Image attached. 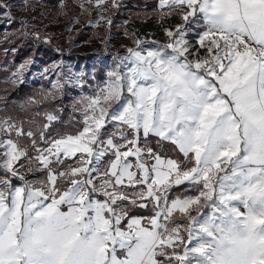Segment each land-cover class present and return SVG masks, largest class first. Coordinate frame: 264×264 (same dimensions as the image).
<instances>
[{
	"label": "snow or ice",
	"instance_id": "6c2138e0",
	"mask_svg": "<svg viewBox=\"0 0 264 264\" xmlns=\"http://www.w3.org/2000/svg\"><path fill=\"white\" fill-rule=\"evenodd\" d=\"M158 7L162 15L179 10L183 23L165 30L163 46L145 50L136 40L126 70L118 65L84 98L77 134L47 139L58 117L46 114L41 149L33 131L0 120V264H264V0ZM192 24L202 28L198 47L188 39ZM107 122H116L119 140L103 138ZM141 134L175 145L191 167L141 148ZM25 159L46 171L40 187L20 174ZM66 160L75 166L54 167ZM181 185L196 194L170 200ZM149 203L146 223L125 206ZM176 214L187 225L174 224Z\"/></svg>",
	"mask_w": 264,
	"mask_h": 264
},
{
	"label": "rangeland",
	"instance_id": "374dc122",
	"mask_svg": "<svg viewBox=\"0 0 264 264\" xmlns=\"http://www.w3.org/2000/svg\"><path fill=\"white\" fill-rule=\"evenodd\" d=\"M0 4L7 5L0 9V25L9 27L12 21L20 22L27 37L52 44L57 53L63 54L62 58L46 64L32 58L13 64L10 58L0 64V70L7 72L13 65L6 80L13 85L44 79L48 82L44 96L51 98L59 97L60 91L65 89L73 102V106L69 107L80 114L82 121L84 98L97 95L106 86L108 73L118 65L126 70L127 61L123 58L129 55L128 49L139 50L136 40L142 42L140 48L145 50L163 46L169 39L165 30L183 23L179 10L170 15H162L158 6L154 10L119 11L118 7L112 6V0H106L100 7L95 6V0L92 3L88 0H0ZM5 13H10V18ZM108 20L111 24L107 23ZM139 23L145 24V27ZM77 31H81L86 38L75 41L73 33ZM8 33L5 31L4 35ZM190 33L189 28L188 38ZM90 53L94 55L88 60L76 63L69 60L70 55ZM22 65L25 68L20 72ZM16 73L20 74L14 75ZM58 82L62 87L57 90L53 85ZM31 171L29 167L23 168V173ZM185 234L181 229L184 238ZM180 251H183L182 246Z\"/></svg>",
	"mask_w": 264,
	"mask_h": 264
},
{
	"label": "trees",
	"instance_id": "16d2710c",
	"mask_svg": "<svg viewBox=\"0 0 264 264\" xmlns=\"http://www.w3.org/2000/svg\"><path fill=\"white\" fill-rule=\"evenodd\" d=\"M157 2L158 0H120L118 9L119 11L129 10L130 12H136L141 9L154 10L157 7ZM188 27L192 32L190 33V37L197 36L202 31V28L195 24L189 25ZM5 31H9V33L4 35ZM73 36L77 42L86 38L81 31L74 32ZM7 48L14 51H4ZM93 55L92 53L70 55L69 60L76 63L88 60ZM62 57L63 54L57 53L52 44L40 43L33 38L27 37L23 29H21L20 22L12 21L9 27L0 25V64L8 61L10 58L13 64L21 63L30 58L38 59L40 63L46 64ZM8 72L0 70V120H9L22 126L25 131H33L35 133L34 139L37 141V147L41 149L46 146L45 142L39 139L43 125L47 123L46 114L51 113L58 117L52 128L45 133L49 140L57 138L60 135H75L82 129V118L80 114L74 112L67 104L69 101V93L65 89L60 91L59 97H47L44 96L45 90L48 88V82L46 80L40 79L39 82L25 81L12 85L6 80ZM13 139L16 138L13 136ZM20 145L21 147L28 148L29 157L35 156L36 153L26 138L20 139ZM20 163L23 164L21 169L29 165L27 159L22 160ZM66 164L72 165L73 163L72 161L66 160L64 165ZM40 174H42V171L36 174V176ZM3 175L4 173L0 172V177H3ZM26 177L31 178L32 175H27ZM12 183L13 185L20 184L21 180L12 178ZM58 184L61 187L64 186L61 181H58Z\"/></svg>",
	"mask_w": 264,
	"mask_h": 264
},
{
	"label": "crops",
	"instance_id": "0c3cea01",
	"mask_svg": "<svg viewBox=\"0 0 264 264\" xmlns=\"http://www.w3.org/2000/svg\"><path fill=\"white\" fill-rule=\"evenodd\" d=\"M159 0L157 2V6H158ZM197 36H193V37H189V41L192 45L198 47V45L196 44V40H197ZM195 50V48L193 49ZM146 54V53H145ZM200 55L203 56L204 52L203 50H201ZM194 57H189V59H193ZM198 58V57H197ZM125 95H127L125 93ZM113 107H117L116 105H114ZM116 122H107L105 129L102 130L103 131V138L107 139L109 136H113V133H116V135L113 137L114 140H119V133L117 132V128L114 126ZM131 138V136L129 137ZM46 147V146H45ZM140 147L141 148H151L155 153L159 154L162 158L165 159H174L177 160L178 162L181 163V165L183 167H191L190 163H186L185 157L178 151V149L176 148L175 145L166 142V141H159V138L155 137V136H149L147 138V141H145V139L143 138L142 134L140 137ZM43 149V148H42ZM114 157L111 156V154H109L108 156L103 158V163L101 166V170H103L104 168L107 167L108 162L113 159ZM129 161L133 162L135 161V157H129L128 158ZM147 159V158H146ZM67 161H72V165L75 166V161L74 160H67ZM154 161L152 160H148V163L151 164ZM69 164L66 165H56L55 168L60 169L62 167H66ZM19 167V172L21 175H23L25 177V181H29L32 182L34 186L36 187H40L41 186V182L45 181L47 179V173L46 171H42V174L36 176V174L40 173V170H37V164L36 163H32L31 166L29 167L26 166L27 168H31L32 171L30 173H23V169H21L20 166ZM134 170V169H133ZM31 176L32 177H26V176ZM61 182H63V180H60ZM24 183V181H21L20 184L14 185V186H22ZM196 193L194 191L191 190V186L190 185H181L178 187H174L171 189V191L168 193V197L169 199H175L176 197H185L188 195H195ZM128 211L129 216L131 217H135V218H140L142 219L143 222L146 223V220H144V218H149L151 216H153L154 212H153V206L151 203L148 204L147 208H139V207H132L130 205H125ZM64 210H66V208H64ZM243 210V209H242ZM205 212H207L208 210L205 209ZM193 215H195V213H193ZM173 223L176 225H187V220L183 217H181L179 214L174 215V217L172 218ZM182 231H184L183 228H181ZM185 232V231H184ZM185 241H187V233L185 234ZM195 243V241H193V244ZM179 252V248L176 249ZM181 252V251H180Z\"/></svg>",
	"mask_w": 264,
	"mask_h": 264
},
{
	"label": "built area",
	"instance_id": "2783aa9c",
	"mask_svg": "<svg viewBox=\"0 0 264 264\" xmlns=\"http://www.w3.org/2000/svg\"><path fill=\"white\" fill-rule=\"evenodd\" d=\"M140 25H143L145 27V24L139 23ZM140 29V27H138ZM69 106H73V102H71V99H69L68 103Z\"/></svg>",
	"mask_w": 264,
	"mask_h": 264
}]
</instances>
